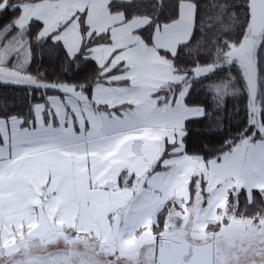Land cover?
<instances>
[{
    "label": "snow or ice",
    "instance_id": "6c2138e0",
    "mask_svg": "<svg viewBox=\"0 0 264 264\" xmlns=\"http://www.w3.org/2000/svg\"><path fill=\"white\" fill-rule=\"evenodd\" d=\"M0 264H264V0H0Z\"/></svg>",
    "mask_w": 264,
    "mask_h": 264
}]
</instances>
